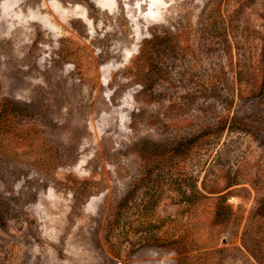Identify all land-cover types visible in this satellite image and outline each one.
I'll return each instance as SVG.
<instances>
[{
  "label": "rangeland",
  "instance_id": "374dc122",
  "mask_svg": "<svg viewBox=\"0 0 264 264\" xmlns=\"http://www.w3.org/2000/svg\"><path fill=\"white\" fill-rule=\"evenodd\" d=\"M0 264H264V0H0Z\"/></svg>",
  "mask_w": 264,
  "mask_h": 264
}]
</instances>
